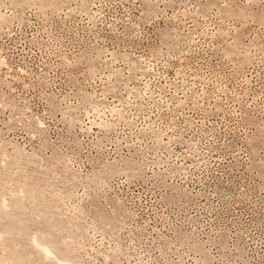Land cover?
Instances as JSON below:
<instances>
[{"label": "rangeland", "instance_id": "rangeland-1", "mask_svg": "<svg viewBox=\"0 0 264 264\" xmlns=\"http://www.w3.org/2000/svg\"><path fill=\"white\" fill-rule=\"evenodd\" d=\"M0 264H264V0H0Z\"/></svg>", "mask_w": 264, "mask_h": 264}, {"label": "bare ground", "instance_id": "bare-ground-1", "mask_svg": "<svg viewBox=\"0 0 264 264\" xmlns=\"http://www.w3.org/2000/svg\"><path fill=\"white\" fill-rule=\"evenodd\" d=\"M43 247H45V246L43 245ZM47 248H49V247H47ZM44 250L49 254V252H50L49 250L50 249H48V250L47 249H44Z\"/></svg>", "mask_w": 264, "mask_h": 264}]
</instances>
